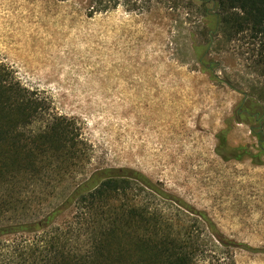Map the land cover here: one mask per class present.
<instances>
[{
  "label": "rangeland",
  "instance_id": "obj_1",
  "mask_svg": "<svg viewBox=\"0 0 264 264\" xmlns=\"http://www.w3.org/2000/svg\"><path fill=\"white\" fill-rule=\"evenodd\" d=\"M202 5L0 0V63L80 123L91 160L76 186L103 170L140 174L236 243L214 242L202 264H264V153L255 136L264 127L241 107L264 104V78L249 39L225 42ZM70 191L59 192L60 203Z\"/></svg>",
  "mask_w": 264,
  "mask_h": 264
},
{
  "label": "trees",
  "instance_id": "obj_2",
  "mask_svg": "<svg viewBox=\"0 0 264 264\" xmlns=\"http://www.w3.org/2000/svg\"><path fill=\"white\" fill-rule=\"evenodd\" d=\"M200 1L225 42L249 39L264 78V0ZM241 107L264 127L262 102ZM242 119L238 112L233 118ZM255 136L262 154L264 131ZM90 160L78 120L58 113L49 97L0 63V264H202L214 256V242L237 247L205 226L206 215L140 174L103 170L76 186Z\"/></svg>",
  "mask_w": 264,
  "mask_h": 264
}]
</instances>
